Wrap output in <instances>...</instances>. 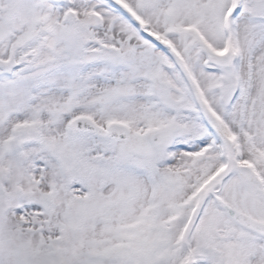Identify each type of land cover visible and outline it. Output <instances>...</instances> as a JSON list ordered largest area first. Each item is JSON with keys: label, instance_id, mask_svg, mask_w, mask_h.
<instances>
[{"label": "snow or ice", "instance_id": "obj_1", "mask_svg": "<svg viewBox=\"0 0 264 264\" xmlns=\"http://www.w3.org/2000/svg\"><path fill=\"white\" fill-rule=\"evenodd\" d=\"M0 264H264V0H0Z\"/></svg>", "mask_w": 264, "mask_h": 264}]
</instances>
